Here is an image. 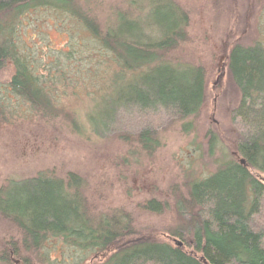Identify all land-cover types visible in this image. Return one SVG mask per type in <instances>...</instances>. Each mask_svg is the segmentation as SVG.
Wrapping results in <instances>:
<instances>
[{"label":"trees","instance_id":"trees-1","mask_svg":"<svg viewBox=\"0 0 264 264\" xmlns=\"http://www.w3.org/2000/svg\"><path fill=\"white\" fill-rule=\"evenodd\" d=\"M133 2L104 10L102 16L96 0H0V68L6 64L13 68L5 81L6 92L47 121L59 118L66 130L80 137H113L142 155L157 151L162 146L160 135L172 125L183 127L199 113L206 99L205 73L201 66L178 64L168 57L186 38L184 10L165 5L159 22L141 25L134 17ZM47 10L67 17L92 38L95 51L83 55L79 60L84 63L71 72L80 89L86 90L92 78L103 85L106 77L95 75L108 71L120 72V80L134 88L125 95H112L113 103L102 112L105 121L99 133L86 127V112L79 107L73 86L74 102H59L56 90L69 86L61 85L68 73L63 68L52 73L35 67L34 54L20 49L25 36L19 31L24 27L21 20ZM71 47L61 50L67 60L77 52ZM97 55L100 58L93 62ZM227 57L228 75L238 92L230 115L231 156L207 176L184 182L185 189L175 193L173 202L175 226L161 239L135 236L132 226L134 209L159 214L160 201L143 199L132 210L117 207L96 214L81 177L69 172L61 178L30 177L55 182L47 200L36 191L0 187V216L17 231V238L7 245L34 253L54 236L67 255L61 264H82L86 259L96 264H264V182L258 178L264 175V45L235 43ZM134 77L141 78L139 84L127 82ZM16 104L9 105L0 95V123L9 121L7 113L17 112ZM213 141L211 134L208 149ZM122 233L127 242L121 246ZM15 258L28 264L23 254Z\"/></svg>","mask_w":264,"mask_h":264},{"label":"rangeland","instance_id":"rangeland-1","mask_svg":"<svg viewBox=\"0 0 264 264\" xmlns=\"http://www.w3.org/2000/svg\"><path fill=\"white\" fill-rule=\"evenodd\" d=\"M96 1L103 9L100 10L102 16L104 10L126 6L129 2ZM165 5L187 13L186 38L168 57L178 64L201 66L204 70L206 99L199 113L183 127L178 124L170 126L160 135L162 146L154 153L130 152L129 144L113 137L91 134L80 137L66 130V125L59 118L47 121L46 117L31 111L28 104L16 101L6 92L5 81L13 72L12 66L6 64L0 68V95L9 105L18 102V113H7L9 121L0 123V187H6L8 191L13 188H24L29 193L36 191L35 194L47 200L48 189L54 188L55 182L30 180V177L50 175L61 178L73 172L81 177L85 196L94 202L96 214L117 207L132 210L135 203L149 198L163 204L159 214L134 209L132 226L135 236L159 238L175 226V193L183 192L184 182L188 179L207 176L221 161L231 156L234 133L230 115L238 101V92L228 75L227 55L235 43L264 45V0H134V17L141 25L157 23L164 16ZM32 17L21 20L24 27L19 31L25 36L20 49L34 54L35 67L51 69L52 73L56 68H63L68 73L61 85L63 88L64 84L69 86L63 91L59 85L56 90L60 93L59 102H74L70 92L73 86L78 105L86 112V127L99 133L105 121L102 112L113 103L112 95H125L134 88L128 87L126 79L120 80L123 77L120 72L108 71L95 75L106 77L103 85L92 78L89 84L87 81L86 90L80 89L71 72L84 63L79 60L83 55L94 50L92 38L67 17L53 11H40ZM138 28L135 25V29ZM69 44L77 52L67 60L61 50ZM98 57L95 56L93 62ZM140 79L134 77L127 82L139 84ZM54 81L60 83L57 78ZM211 134L215 141L208 149ZM258 178L264 182L263 174ZM53 200L59 202L55 194ZM128 235L131 237L133 234ZM16 238V229L0 216V264H7L4 255H8L9 250L3 248ZM118 241L122 246L127 238L122 233ZM48 253L43 250L25 254L16 250L14 258L23 254L28 264H55L58 252ZM66 257L63 253L61 261ZM9 262L14 264L10 259ZM82 264L96 262L86 259Z\"/></svg>","mask_w":264,"mask_h":264},{"label":"flooded vegetation","instance_id":"flooded-vegetation-1","mask_svg":"<svg viewBox=\"0 0 264 264\" xmlns=\"http://www.w3.org/2000/svg\"><path fill=\"white\" fill-rule=\"evenodd\" d=\"M5 220L8 221V218H4ZM10 222V221H9ZM44 236H47L46 234H43ZM52 237L51 240L49 242H45L44 243V246L43 247H40L39 249L37 248V250H34V252H39V251H46L47 252H51V251H57L58 252V257H56V263L57 264H61V259H62V253H63V247L61 245V242L58 241V238L54 237V236H50ZM180 245V244H179ZM8 247V248H7ZM6 248H3L4 250H9L8 251V255H7V258L10 259V261H13L14 264H27V263H22V261L20 259H15L14 258V254L16 252V250L14 249V246H10V245H7ZM44 253V252H43ZM48 253V254H49Z\"/></svg>","mask_w":264,"mask_h":264},{"label":"water","instance_id":"water-1","mask_svg":"<svg viewBox=\"0 0 264 264\" xmlns=\"http://www.w3.org/2000/svg\"><path fill=\"white\" fill-rule=\"evenodd\" d=\"M241 163H243V160H241ZM178 242V241H177ZM178 244H180L179 242H178Z\"/></svg>","mask_w":264,"mask_h":264},{"label":"bare ground","instance_id":"bare-ground-1","mask_svg":"<svg viewBox=\"0 0 264 264\" xmlns=\"http://www.w3.org/2000/svg\"><path fill=\"white\" fill-rule=\"evenodd\" d=\"M174 13H176V12H174Z\"/></svg>","mask_w":264,"mask_h":264}]
</instances>
